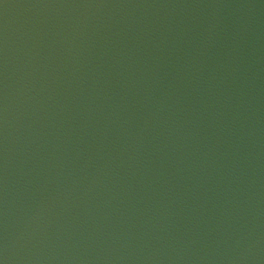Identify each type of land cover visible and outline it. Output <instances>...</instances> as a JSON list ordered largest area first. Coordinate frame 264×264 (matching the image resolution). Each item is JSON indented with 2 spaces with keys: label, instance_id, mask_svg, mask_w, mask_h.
I'll list each match as a JSON object with an SVG mask.
<instances>
[{
  "label": "water",
  "instance_id": "95a60500",
  "mask_svg": "<svg viewBox=\"0 0 264 264\" xmlns=\"http://www.w3.org/2000/svg\"><path fill=\"white\" fill-rule=\"evenodd\" d=\"M0 264H264V0H0Z\"/></svg>",
  "mask_w": 264,
  "mask_h": 264
}]
</instances>
